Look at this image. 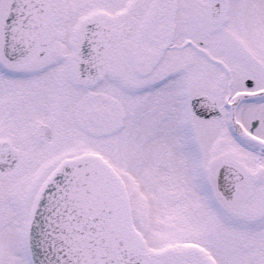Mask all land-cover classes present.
<instances>
[{"label": "snow or ice", "instance_id": "1", "mask_svg": "<svg viewBox=\"0 0 264 264\" xmlns=\"http://www.w3.org/2000/svg\"><path fill=\"white\" fill-rule=\"evenodd\" d=\"M0 264H264V0H0Z\"/></svg>", "mask_w": 264, "mask_h": 264}]
</instances>
